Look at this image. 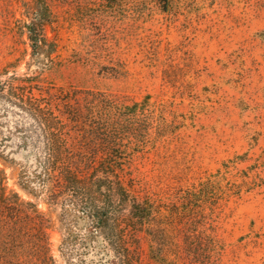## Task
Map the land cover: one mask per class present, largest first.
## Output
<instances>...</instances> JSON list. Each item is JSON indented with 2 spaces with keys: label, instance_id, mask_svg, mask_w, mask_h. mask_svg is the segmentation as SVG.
Wrapping results in <instances>:
<instances>
[{
  "label": "rangeland",
  "instance_id": "rangeland-1",
  "mask_svg": "<svg viewBox=\"0 0 264 264\" xmlns=\"http://www.w3.org/2000/svg\"><path fill=\"white\" fill-rule=\"evenodd\" d=\"M63 95L77 107L92 97L142 105L122 136V174L152 206L151 223L132 227L125 206L113 222L129 235L113 237L101 262L264 264V0H0V169L8 190L50 218L55 263L79 264L58 251L60 205L19 184L50 125L76 142L82 126L85 137L106 124L97 114L69 122ZM74 222L90 225L81 212Z\"/></svg>",
  "mask_w": 264,
  "mask_h": 264
},
{
  "label": "trees",
  "instance_id": "trees-1",
  "mask_svg": "<svg viewBox=\"0 0 264 264\" xmlns=\"http://www.w3.org/2000/svg\"><path fill=\"white\" fill-rule=\"evenodd\" d=\"M34 19H39L38 25L42 29L40 15L34 16ZM35 24L32 21L26 24L34 51L39 48V40L32 36L36 33ZM59 98L63 100L62 112L69 122L81 126L87 117L97 114L96 121L104 120L106 124L100 123L97 127L87 125L90 130L85 137L83 134L86 126H82L79 130L82 134L76 142L59 139L56 133H62L61 130L50 125L53 138L42 143L35 169L24 167L20 170L19 184L35 198L48 191V200L60 205L66 225L58 251L64 260L76 254L79 264H119L112 256L101 262L105 253L112 252L110 242L113 237L119 235L116 238L121 240L129 235V230H116L113 218L117 220L123 217L120 211L129 206L132 227L136 228V223L142 226L145 221L151 223L152 206L133 194L122 174L127 162L124 158L127 146L122 136L129 129V118L135 116L142 105L92 97L89 105L77 107L73 104L76 100L74 96L63 95ZM53 115V111L48 115L50 121ZM95 194L105 198H98ZM77 202L83 203L82 210H78ZM77 212H81V218L90 223L84 233L76 228L74 220ZM50 224V218L38 210L36 203L24 200L17 192L7 189L4 173L0 169V264H56L50 248ZM148 233L152 235L154 231L149 230ZM96 234L102 237L103 243L100 246L87 245L86 240L93 239ZM76 241L81 242V253L71 249ZM101 253V257L96 259ZM87 255H92V260H87ZM39 258L41 261H38Z\"/></svg>",
  "mask_w": 264,
  "mask_h": 264
}]
</instances>
